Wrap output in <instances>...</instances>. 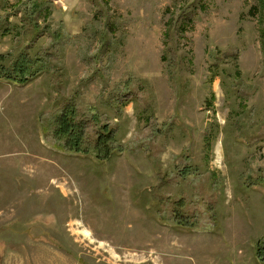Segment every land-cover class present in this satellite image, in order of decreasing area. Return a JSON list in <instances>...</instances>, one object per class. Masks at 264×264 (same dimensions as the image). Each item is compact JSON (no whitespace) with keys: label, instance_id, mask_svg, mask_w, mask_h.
Instances as JSON below:
<instances>
[{"label":"rangeland","instance_id":"1","mask_svg":"<svg viewBox=\"0 0 264 264\" xmlns=\"http://www.w3.org/2000/svg\"><path fill=\"white\" fill-rule=\"evenodd\" d=\"M0 56V264H264V0H0Z\"/></svg>","mask_w":264,"mask_h":264},{"label":"trees","instance_id":"2","mask_svg":"<svg viewBox=\"0 0 264 264\" xmlns=\"http://www.w3.org/2000/svg\"><path fill=\"white\" fill-rule=\"evenodd\" d=\"M3 57L0 56V74L3 73L6 69L2 62ZM31 62L27 60V58H21L17 60L14 65L12 66L10 73H15L17 76H20L21 78L25 77L29 73H31L30 64ZM25 79H21L19 83H23ZM66 132L70 136V138L73 140V138L77 139V137H82L83 134V127L81 123L78 122H72L67 126ZM107 137H110V133L108 132L105 134H102L99 136L98 141L105 140Z\"/></svg>","mask_w":264,"mask_h":264}]
</instances>
